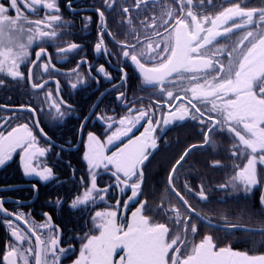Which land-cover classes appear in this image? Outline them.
Returning <instances> with one entry per match:
<instances>
[{"label":"snow or ice","instance_id":"6c2138e0","mask_svg":"<svg viewBox=\"0 0 264 264\" xmlns=\"http://www.w3.org/2000/svg\"><path fill=\"white\" fill-rule=\"evenodd\" d=\"M207 2L211 3V0ZM204 4L205 0H199L198 4H194L193 0H186V3L181 0L179 12L184 15L177 14L171 24L169 19H165L172 16L170 12L162 14L159 20L148 15L151 7L149 0H132L131 5L121 7V16L129 14L133 6L138 10L135 14L137 18L144 13V17L139 20V26L150 28L152 31L143 33L144 43L137 39L136 43L121 46L118 55H122L125 63L130 61L143 77L145 84L161 85L160 92L166 93L168 111L161 112L160 118H157L156 112H160L161 108L153 112L151 108L146 110L127 107L128 114L119 119L106 117L109 129L118 124L115 131L107 137L108 145L128 138L123 146H118L111 155L105 154V145L97 136L91 133L88 135V151L83 159L89 167L90 186H86L82 194L74 197L69 206L70 210H79L78 206H85L90 202L94 204L97 199L104 201L110 189L118 194L130 192L123 204L117 198L116 209L126 210L129 203L139 206L131 213L129 222H122L117 210H112L111 206L106 210H96L90 219L99 234L86 233L80 237L81 247L73 264H117L114 257L117 256L118 250L122 253L118 257L119 264H264V254L251 255L227 246L218 247L211 236H205L199 243H193L190 237L198 233L194 210L178 187H171L168 191L175 195L184 212L181 213L180 207L168 208L164 212L165 222H155L146 215L145 213L152 209L148 207L147 201L142 202L139 199L143 195L142 184L145 179L143 166L153 154L150 150H156L158 147V138L154 135L157 128L161 124L166 126L171 125L173 121L186 119L198 121L203 126L200 131L205 145L213 142L216 132L226 130L234 136L231 157L246 161L243 164H235L233 175L225 182L218 183L217 189L248 194L256 187L264 185V180H258V165L264 166V8L258 11L260 31L255 34L251 30L246 31L239 44L244 45V41H248V44L232 47L226 52L227 44H218L214 50L209 46L220 37L228 38L235 30L247 29L253 25L257 10H245L236 4L224 8L214 17L200 16L195 9L202 8ZM20 5L33 13L43 8L48 14L43 19L33 20L21 14ZM103 5L111 9L113 0H103ZM68 6L71 10L70 0ZM96 12L99 39L94 45V50L96 53L102 50L107 52L103 39L104 34L108 32L105 12L101 8H97ZM59 13L57 0H7V3L0 0V74H6L13 80L23 78L21 68L29 57V49L34 41L40 42L39 51L35 53L36 61L46 55L44 44L49 40L54 42V38L58 36L56 27L67 28V25L60 23L62 17ZM85 22L91 23V18L85 17ZM32 25L36 27L33 29ZM128 26L132 33L138 30L132 18L128 20ZM160 28H164L167 35L163 36L162 41L154 40V37L161 36ZM5 36L6 41L3 39ZM81 47L71 42L67 46L57 45V50L59 53H70ZM145 60L153 62L152 66H146ZM49 63L42 64L45 72L49 70ZM117 70L122 73V83L117 87H123L127 83V73L123 67ZM96 71L109 80L112 79L104 66H99ZM29 73L31 74L30 69ZM185 73L191 75L185 77ZM174 74L179 79L194 82L184 89L186 94H191L187 97V104L172 103L177 99L183 101L185 97L174 96L172 90L163 87ZM2 83L4 81L0 80V84ZM46 83L47 81L33 84L32 87L43 89ZM71 87L77 88V83H72ZM59 94L57 86L56 96ZM122 97H125L123 91L117 99ZM47 99L56 113L64 115L60 106L62 99L58 102L53 98L51 91L47 93ZM27 111L39 114V110L33 108H28ZM133 112L138 114L133 115ZM212 113H215L214 117L210 115ZM141 121L147 126L139 136L133 137L130 134ZM2 127L0 125V128ZM36 128H39L40 136L50 139L43 128H40L38 119L31 127L28 123H23L11 127L7 134L0 131V167L11 162L19 150L22 153L23 174L37 177L41 182H48L54 178V171L51 167H42L36 162L38 157H44L48 151L47 148L38 146L37 135L34 134ZM200 146L202 145H191L175 164L182 167L181 162L185 161L193 149ZM212 166L220 167L222 164L217 160ZM101 168L114 178L113 183L104 188L97 185L96 170ZM177 174L178 168L172 167L169 175L170 185L177 183ZM32 188L38 194L35 184ZM3 190L17 189L0 188V191ZM183 190L192 194V188L187 183L183 185ZM209 191L211 189L200 187L195 194L200 200L207 201ZM3 203L17 201L9 199L0 202V214L10 218L13 213L5 209ZM260 204L264 208V195L260 197ZM55 206L62 208L63 200L56 198ZM44 216L47 219L36 227L41 230L51 229V215L44 213ZM15 220L27 223L22 212L15 214ZM173 225H179V228H174ZM8 227L12 229L10 235L14 242L9 241L0 264H62L63 259L76 254L72 240H69L67 246H61L62 233L58 229L55 235L51 232L38 234L36 227L30 226L27 231L13 227L10 219ZM234 227L235 230H241ZM27 233L36 238L34 246ZM261 234L264 235V232Z\"/></svg>","mask_w":264,"mask_h":264},{"label":"flooded vegetation","instance_id":"af4514ba","mask_svg":"<svg viewBox=\"0 0 264 264\" xmlns=\"http://www.w3.org/2000/svg\"><path fill=\"white\" fill-rule=\"evenodd\" d=\"M7 3V0H4ZM198 4L199 0H193ZM62 17L61 24L67 25V28L56 27L58 36L53 40L47 41L44 46L46 55L36 61L35 53L39 51V41H34L29 49V57L22 66L23 78L13 80L6 74H0V131H7L11 127L19 124L28 123L31 127L35 120L40 121V128L50 139H45L39 135V128L34 129L37 135L38 146L48 149L44 157H38L36 162L42 167H51L54 171V178L48 182H41L37 177L25 176L23 174V161L20 151L14 154V158L6 166L0 167V188L17 190L0 191V202L6 200H15L17 203H3V207L13 213L9 218L0 214V259L8 249L9 241L14 242L11 237V228L8 227L9 219L13 227H19L27 231L28 227H36L43 223L47 217L44 213H49L52 217L51 229L41 230L36 227L38 234L51 232L56 234L58 229L62 233V245L67 246L69 240L75 248V255L63 259L62 264H73L77 258L81 247L80 237L86 233L99 234L91 223V216L96 210H106L112 207L117 210L118 217L122 222L131 220V213L139 205L129 203L128 208L116 209L115 202L117 198L123 204L124 200L130 195V192L118 194L112 189L109 190L104 201L97 199L95 203H89L85 206H78L79 210H70V204L76 195L82 194L86 186H90V173L87 161L83 159L88 151V135L91 133L97 136L101 143L105 145V154L111 155L117 150L118 146H123L127 137L117 141L112 145L107 144V137L118 127L114 124L112 129L107 127L106 117L112 116L119 119L127 115L126 108H151L156 112V117L160 118L161 112L168 111V102L166 93H161V85L145 84L143 77L138 70L131 65L130 61L125 63L122 55H118L121 46L127 43H136L137 39L141 43L145 42V31L151 32L152 29H144L139 26V20L144 17V13L137 18L138 11L134 6L129 14L120 15L122 6H129L132 0H113V8L109 9L103 5V0H57ZM186 3V0H185ZM151 7L148 15L154 16L158 20L161 15L170 12L172 16L165 17L169 19L170 24L174 23L179 12L181 0H149ZM239 4L245 10L256 9L254 15V24L247 29L235 30L228 35V38L220 37L213 42L209 48L214 50L218 44H227L226 52L232 47H243L248 44L240 45L239 41L243 34L251 30L255 33L260 31L258 21V11L264 8V0H211L202 8L195 9L200 16H215L226 7ZM21 6V14L27 15L30 19H43L48 14L46 9L40 8L37 12H30ZM97 8L105 12V22L108 32L104 34L105 47L107 52L102 50L96 53L94 45L98 42V13ZM85 17L91 18V23L85 22ZM132 18L138 26V30L132 33L129 30L128 20ZM232 22H230L231 24ZM169 24V26H170ZM27 26V25H26ZM33 29L36 27L32 25ZM51 30V29H48ZM161 36L154 37V40L162 41L163 36L167 35L164 28H160ZM108 33H111L110 36ZM7 40V36L3 38ZM26 40V36L24 37ZM117 41L119 43H117ZM75 42L82 47L70 53H59L57 45L67 46ZM163 46V44H162ZM224 59V57H220ZM31 61V63H29ZM50 62V63H49ZM146 66H152L151 61H144ZM49 63V70L45 72L42 64ZM226 63V61H225ZM104 66L107 73L112 77L111 80L103 74L96 71L99 66ZM124 68L127 73V83L123 87H117L122 83V73L118 68ZM31 70V74L29 73ZM191 74L185 73L188 77ZM78 80H82L80 83ZM47 83L43 89L33 88V84ZM72 83H77V88L71 87ZM188 79H179L176 74L165 82L163 87L166 90H172L174 96L185 97L183 101L177 99L172 103L187 104V97L190 93H185L184 89L189 86ZM57 86H59V96H56ZM51 91L53 98L58 102L62 99L60 105L64 115L56 113L55 109L50 107V101L47 99V93ZM125 93V97L117 99L120 92ZM136 101V103H133ZM163 106V107H161ZM204 107V105H200ZM210 107V105H209ZM28 108L39 110V114L27 111ZM174 110V109H173ZM133 115L138 113L133 112ZM215 116V113L210 114ZM146 123L141 121L140 125L130 134L133 137L139 136L146 127ZM203 126L198 121L186 119L185 121H173L171 125L161 124L154 134L157 136L158 147L156 150H150L153 154L143 166L145 179L142 184L143 195L139 199L147 201L148 207L152 209L145 214L150 216L155 222H165L164 212L172 206L180 207L181 213L184 208L177 203L175 195L168 191L171 187H178L189 200L191 208L194 210V222L198 226V233L190 237L193 243H199L205 236H211L213 242L218 247H230L235 251L246 252L251 255L264 254V242H258L256 238H251L249 232L235 230L238 228H260L264 227L257 221H247L243 218L245 210H252V215L256 211H264L261 207L260 197L264 195V185L256 187L248 194L233 193L228 190L217 189L218 183H223L229 179L233 173L235 164H243L246 161H238L232 158L230 150L234 141V136L224 132H216L213 136V142L204 144L201 136ZM202 145L192 150L190 155L182 161V167L175 162L181 154L191 145ZM220 161L222 166L213 167L214 161ZM178 168V181L175 185L169 184V175L172 167ZM97 185L104 188L112 184L114 178L103 168L96 170ZM83 179V183H82ZM258 180H264V166L258 165ZM187 183L192 188V194L184 192L183 185ZM35 184L38 194L33 190ZM200 187L211 189L207 193L208 200L202 201L195 194ZM167 193V195H166ZM56 198L63 200V207L55 206ZM182 203V202H181ZM22 212L27 223L16 221L15 214ZM256 216V215H255ZM261 225V226H260ZM179 228V225H173ZM35 245V237L27 233ZM256 249L261 253L257 254ZM118 250L114 259L118 262ZM31 259V257H30Z\"/></svg>","mask_w":264,"mask_h":264},{"label":"trees","instance_id":"16d2710c","mask_svg":"<svg viewBox=\"0 0 264 264\" xmlns=\"http://www.w3.org/2000/svg\"><path fill=\"white\" fill-rule=\"evenodd\" d=\"M261 212L262 211H257L256 212V216H255L256 218L254 219V221L260 222V224L262 226H264V221L261 220L264 217V215ZM250 237L251 238H256V240L258 242H260L261 240L264 242V235H262V234H251ZM256 252H257V254L261 253L258 249H256Z\"/></svg>","mask_w":264,"mask_h":264},{"label":"bare ground","instance_id":"6f19581e","mask_svg":"<svg viewBox=\"0 0 264 264\" xmlns=\"http://www.w3.org/2000/svg\"><path fill=\"white\" fill-rule=\"evenodd\" d=\"M251 212H253L252 210H245L244 211V215H243V218L246 219L247 221H254V219L256 218L255 215H256V212L254 213V215L251 214ZM263 215H264V211L261 212ZM262 221H264V217L261 219Z\"/></svg>","mask_w":264,"mask_h":264},{"label":"water","instance_id":"95a60500","mask_svg":"<svg viewBox=\"0 0 264 264\" xmlns=\"http://www.w3.org/2000/svg\"><path fill=\"white\" fill-rule=\"evenodd\" d=\"M239 229H241V228H239ZM241 230H243V231H247V232H254V233H262V232H264V229H241Z\"/></svg>","mask_w":264,"mask_h":264}]
</instances>
